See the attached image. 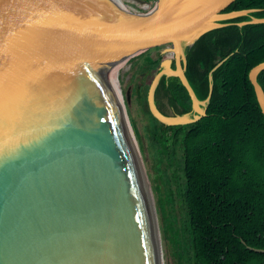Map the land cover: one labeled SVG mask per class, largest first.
Listing matches in <instances>:
<instances>
[{"label":"water","instance_id":"1","mask_svg":"<svg viewBox=\"0 0 264 264\" xmlns=\"http://www.w3.org/2000/svg\"><path fill=\"white\" fill-rule=\"evenodd\" d=\"M227 1L155 0L136 15L130 0H0V264H176L149 176L155 159L135 133L146 117L132 89L149 85V109L166 125L204 116L212 74L198 99L186 47L259 10L217 12ZM166 39L171 57L150 82L138 61ZM263 70L264 61L248 77L264 115ZM163 75L179 78L189 112L156 107Z\"/></svg>","mask_w":264,"mask_h":264},{"label":"trees","instance_id":"2","mask_svg":"<svg viewBox=\"0 0 264 264\" xmlns=\"http://www.w3.org/2000/svg\"><path fill=\"white\" fill-rule=\"evenodd\" d=\"M249 8L259 10L227 20L231 24L205 32L185 49V75L198 99L208 96L212 74L204 116L166 125L149 109V85L132 89L146 117L143 133H135L155 159L156 176H149L162 236L178 264H264V253L249 248L264 249V115L248 77L264 61V22L235 23L264 17V0H228L216 11ZM162 58L146 52L138 74L158 69ZM257 80L264 91V70ZM154 102L163 114L166 107L172 114L191 110L176 76L161 77Z\"/></svg>","mask_w":264,"mask_h":264},{"label":"rangeland","instance_id":"3","mask_svg":"<svg viewBox=\"0 0 264 264\" xmlns=\"http://www.w3.org/2000/svg\"><path fill=\"white\" fill-rule=\"evenodd\" d=\"M139 1L141 2V4H142V3H146L147 5H149V8H148V9H143V8H141L140 6H137L136 3H132V2L130 1V2H131V5H132V7H133V9L135 10V14H136V15L144 14V13L147 12L149 9H151V8L154 6V3H155V0H139ZM166 40H167V39H166ZM167 47H170V42H166V41L163 42V41H162V42H160L158 48L155 49L154 47H150L149 49H147V51L150 52V54H151L152 56H154L155 58H157L159 54H160L161 56H163L164 58H169V57H171V53L165 51V49H166ZM157 52H159V54H158ZM157 54H158V55H157ZM161 60H162V59H161ZM161 60H160V61H161ZM157 70H158V69H154V70H150V71H149L150 82L152 81V79H153L154 75L156 74ZM161 99H162V98H161ZM163 102L165 103V99H163ZM165 109H166V111H167V113H168L167 115H173V114L171 113V110H170L168 107H166ZM172 187L174 188V185H173ZM176 210H177L176 213H178L179 216H182V210H181V208H180V206H179L178 204H176ZM176 264H178L177 261H176Z\"/></svg>","mask_w":264,"mask_h":264},{"label":"bare ground","instance_id":"4","mask_svg":"<svg viewBox=\"0 0 264 264\" xmlns=\"http://www.w3.org/2000/svg\"><path fill=\"white\" fill-rule=\"evenodd\" d=\"M132 3H136L137 6H140L143 9H148L149 5H147L146 3H142L139 0H130ZM135 11V10H134ZM149 48V46L147 45V49Z\"/></svg>","mask_w":264,"mask_h":264}]
</instances>
